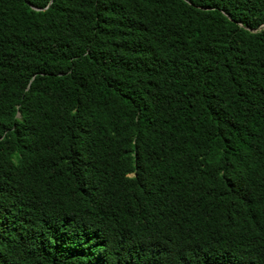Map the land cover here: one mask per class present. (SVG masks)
<instances>
[{
  "label": "trees",
  "instance_id": "obj_1",
  "mask_svg": "<svg viewBox=\"0 0 264 264\" xmlns=\"http://www.w3.org/2000/svg\"><path fill=\"white\" fill-rule=\"evenodd\" d=\"M0 264H264V0H0Z\"/></svg>",
  "mask_w": 264,
  "mask_h": 264
}]
</instances>
